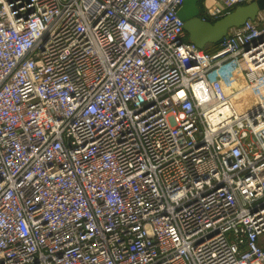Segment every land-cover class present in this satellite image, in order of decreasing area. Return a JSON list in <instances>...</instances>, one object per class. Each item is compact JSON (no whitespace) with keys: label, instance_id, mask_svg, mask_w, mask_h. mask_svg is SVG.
I'll list each match as a JSON object with an SVG mask.
<instances>
[{"label":"built area","instance_id":"1","mask_svg":"<svg viewBox=\"0 0 264 264\" xmlns=\"http://www.w3.org/2000/svg\"><path fill=\"white\" fill-rule=\"evenodd\" d=\"M181 3L0 0V264H264V11Z\"/></svg>","mask_w":264,"mask_h":264},{"label":"water","instance_id":"2","mask_svg":"<svg viewBox=\"0 0 264 264\" xmlns=\"http://www.w3.org/2000/svg\"><path fill=\"white\" fill-rule=\"evenodd\" d=\"M201 0H182L177 12L183 23V30L187 40L198 49H204L209 45H216L232 29L239 28L246 21H253L264 11V0L237 6L214 22L204 21L199 16V3Z\"/></svg>","mask_w":264,"mask_h":264},{"label":"bare ground","instance_id":"3","mask_svg":"<svg viewBox=\"0 0 264 264\" xmlns=\"http://www.w3.org/2000/svg\"><path fill=\"white\" fill-rule=\"evenodd\" d=\"M225 76L228 78H230L231 76L233 77H236L235 75V72H234V69L232 66L228 67L226 70H225ZM238 78V77H237ZM231 88L229 86H227V93H230L231 92ZM240 100H234V104H238Z\"/></svg>","mask_w":264,"mask_h":264},{"label":"crops","instance_id":"4","mask_svg":"<svg viewBox=\"0 0 264 264\" xmlns=\"http://www.w3.org/2000/svg\"><path fill=\"white\" fill-rule=\"evenodd\" d=\"M211 4H212L211 0H206V1L202 0V4L200 5V8H199V15L203 13V8L205 7V5L209 6ZM200 12L202 13L200 14Z\"/></svg>","mask_w":264,"mask_h":264},{"label":"trees","instance_id":"5","mask_svg":"<svg viewBox=\"0 0 264 264\" xmlns=\"http://www.w3.org/2000/svg\"><path fill=\"white\" fill-rule=\"evenodd\" d=\"M202 4V0L200 1V3H199V8H200V5ZM229 11H232V10H229ZM202 12H200V14H201ZM218 46V44H216V45H209V46H207V48H206V51L207 52H211V51H213L216 47Z\"/></svg>","mask_w":264,"mask_h":264}]
</instances>
